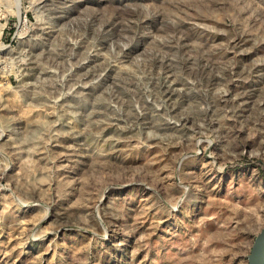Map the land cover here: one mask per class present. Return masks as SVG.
I'll return each instance as SVG.
<instances>
[{"label":"rangeland","instance_id":"374dc122","mask_svg":"<svg viewBox=\"0 0 264 264\" xmlns=\"http://www.w3.org/2000/svg\"><path fill=\"white\" fill-rule=\"evenodd\" d=\"M264 226V0H0V264H247Z\"/></svg>","mask_w":264,"mask_h":264},{"label":"water","instance_id":"95a60500","mask_svg":"<svg viewBox=\"0 0 264 264\" xmlns=\"http://www.w3.org/2000/svg\"><path fill=\"white\" fill-rule=\"evenodd\" d=\"M247 264H264V226L253 241L247 256Z\"/></svg>","mask_w":264,"mask_h":264}]
</instances>
